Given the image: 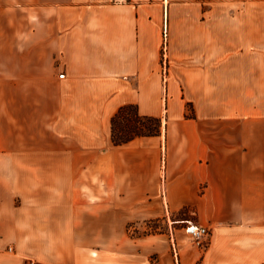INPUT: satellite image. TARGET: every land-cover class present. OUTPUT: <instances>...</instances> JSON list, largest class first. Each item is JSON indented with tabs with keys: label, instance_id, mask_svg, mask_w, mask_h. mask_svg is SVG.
<instances>
[{
	"label": "crops",
	"instance_id": "obj_1",
	"mask_svg": "<svg viewBox=\"0 0 264 264\" xmlns=\"http://www.w3.org/2000/svg\"><path fill=\"white\" fill-rule=\"evenodd\" d=\"M122 1L0 0V264H264V1ZM124 105L160 134L114 145Z\"/></svg>",
	"mask_w": 264,
	"mask_h": 264
},
{
	"label": "rangeland",
	"instance_id": "obj_2",
	"mask_svg": "<svg viewBox=\"0 0 264 264\" xmlns=\"http://www.w3.org/2000/svg\"><path fill=\"white\" fill-rule=\"evenodd\" d=\"M264 1V0H263ZM122 2H125L123 0ZM259 0H250L251 9L257 10V4ZM243 0H168V5L175 8L180 5L182 8H186L189 13L193 14L196 11L200 14V21L208 22L210 21L211 15H216L218 12L219 21L232 25L236 22L242 21V10H243ZM198 18V19H199ZM220 24V36L222 31L226 28L225 25ZM224 33V31H223ZM226 33V30H225ZM227 34V33H226ZM226 37V36H225ZM166 29L163 27V39L162 45L166 44ZM186 117L192 116L191 106H187ZM134 113L132 110H127L121 114L116 120L115 124V137L116 139H123L128 137L135 129L132 128L131 123H133ZM144 126H151L148 122L141 121L140 124H137V127L140 129H146ZM2 138V130L0 129V139ZM164 227L159 223H144L140 229L130 225L127 227L129 234H135L138 236H145L147 234L161 233L163 232Z\"/></svg>",
	"mask_w": 264,
	"mask_h": 264
},
{
	"label": "trees",
	"instance_id": "obj_3",
	"mask_svg": "<svg viewBox=\"0 0 264 264\" xmlns=\"http://www.w3.org/2000/svg\"><path fill=\"white\" fill-rule=\"evenodd\" d=\"M127 110H132L134 113L133 123H131L130 126H132L133 129H135L131 135L128 137H125L123 139H116L115 137V124L117 118L121 116V114ZM192 117V116H190ZM141 121L148 122L151 124V126H144L146 129H140L137 127V124H140ZM160 127L161 122L158 118L153 117H147V116H140L138 114L137 108L134 105H124L120 107L117 112L114 114V116L111 118V140L114 145H122L125 144L134 138L137 137H152V136H158L160 134Z\"/></svg>",
	"mask_w": 264,
	"mask_h": 264
},
{
	"label": "built area",
	"instance_id": "obj_4",
	"mask_svg": "<svg viewBox=\"0 0 264 264\" xmlns=\"http://www.w3.org/2000/svg\"><path fill=\"white\" fill-rule=\"evenodd\" d=\"M59 77L63 78L64 75L60 74ZM184 231L196 246L204 247L209 241L210 229L207 227L188 224L186 227H184ZM23 264H36V262L34 259L28 257L24 259Z\"/></svg>",
	"mask_w": 264,
	"mask_h": 264
}]
</instances>
